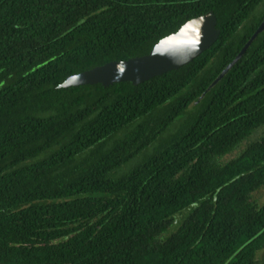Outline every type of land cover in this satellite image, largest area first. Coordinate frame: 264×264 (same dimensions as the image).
<instances>
[{
    "label": "trees",
    "instance_id": "obj_1",
    "mask_svg": "<svg viewBox=\"0 0 264 264\" xmlns=\"http://www.w3.org/2000/svg\"><path fill=\"white\" fill-rule=\"evenodd\" d=\"M211 11L188 64L57 88ZM264 0H0V264H255L264 249Z\"/></svg>",
    "mask_w": 264,
    "mask_h": 264
},
{
    "label": "water",
    "instance_id": "obj_2",
    "mask_svg": "<svg viewBox=\"0 0 264 264\" xmlns=\"http://www.w3.org/2000/svg\"><path fill=\"white\" fill-rule=\"evenodd\" d=\"M264 30V18L234 59L212 81L207 90L220 81L243 56L251 42ZM219 36L214 14L209 11L185 22L176 32L161 38L148 54L125 61H114L68 76L57 88L129 82L133 86L153 77L177 70L211 47ZM188 41H195L189 43Z\"/></svg>",
    "mask_w": 264,
    "mask_h": 264
},
{
    "label": "rangeland",
    "instance_id": "obj_3",
    "mask_svg": "<svg viewBox=\"0 0 264 264\" xmlns=\"http://www.w3.org/2000/svg\"><path fill=\"white\" fill-rule=\"evenodd\" d=\"M264 136V127L259 128L256 130L249 138L244 140L234 151L230 154L224 156L223 161H228L235 156H237L244 148L249 145L250 143L259 140L261 137ZM254 197L257 199L258 203H262L264 201V188L258 190ZM255 264H264V249L258 252L255 256Z\"/></svg>",
    "mask_w": 264,
    "mask_h": 264
},
{
    "label": "snow or ice",
    "instance_id": "obj_4",
    "mask_svg": "<svg viewBox=\"0 0 264 264\" xmlns=\"http://www.w3.org/2000/svg\"><path fill=\"white\" fill-rule=\"evenodd\" d=\"M189 43H195V41H188Z\"/></svg>",
    "mask_w": 264,
    "mask_h": 264
}]
</instances>
